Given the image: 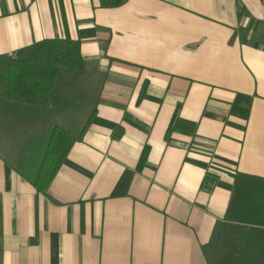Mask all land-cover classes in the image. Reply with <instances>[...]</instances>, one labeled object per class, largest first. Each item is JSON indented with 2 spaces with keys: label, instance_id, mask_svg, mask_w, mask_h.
I'll use <instances>...</instances> for the list:
<instances>
[{
  "label": "crops",
  "instance_id": "obj_1",
  "mask_svg": "<svg viewBox=\"0 0 264 264\" xmlns=\"http://www.w3.org/2000/svg\"><path fill=\"white\" fill-rule=\"evenodd\" d=\"M46 38L83 61L0 93V264H264V0H0V54Z\"/></svg>",
  "mask_w": 264,
  "mask_h": 264
},
{
  "label": "trees",
  "instance_id": "obj_2",
  "mask_svg": "<svg viewBox=\"0 0 264 264\" xmlns=\"http://www.w3.org/2000/svg\"><path fill=\"white\" fill-rule=\"evenodd\" d=\"M100 1L105 7L122 3V0ZM82 61L80 42L68 38H46L12 55L0 54V93L12 99L35 98L45 101L58 75L62 72L75 73ZM80 137L68 134L61 127L54 128L42 166V171L48 172L49 177L42 180L45 187L41 188H47L62 159Z\"/></svg>",
  "mask_w": 264,
  "mask_h": 264
},
{
  "label": "rangeland",
  "instance_id": "obj_3",
  "mask_svg": "<svg viewBox=\"0 0 264 264\" xmlns=\"http://www.w3.org/2000/svg\"><path fill=\"white\" fill-rule=\"evenodd\" d=\"M72 134V133H71Z\"/></svg>",
  "mask_w": 264,
  "mask_h": 264
}]
</instances>
